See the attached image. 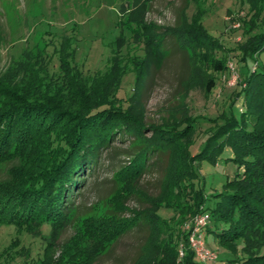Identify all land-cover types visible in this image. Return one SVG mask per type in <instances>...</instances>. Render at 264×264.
Returning <instances> with one entry per match:
<instances>
[{
  "label": "trees",
  "instance_id": "obj_1",
  "mask_svg": "<svg viewBox=\"0 0 264 264\" xmlns=\"http://www.w3.org/2000/svg\"><path fill=\"white\" fill-rule=\"evenodd\" d=\"M203 1L196 0L199 8L191 23L162 27L133 18L129 23L138 24L145 48L156 56H168L171 49L166 40L172 37L178 48L206 55L208 65L224 71L226 61L218 53L225 44L203 28ZM250 1L257 18L245 26L246 40L240 45L242 82L216 116L191 119L183 126H154L152 135L145 136L143 120L110 100L99 85L106 81L118 87L122 72L114 64L106 79L97 78L91 84H81L82 71L62 56L57 85L38 73L15 84L0 79V165H9L7 177L0 179V230L12 226L19 232L35 233L49 228L46 238L51 243L79 209L76 197L88 189V176L95 174L105 151L116 148L115 141L124 142L134 135L127 139L135 148L132 161L118 172L128 182L138 183V176L152 170L155 162L169 153L170 180L155 204L173 215L167 219L154 211L149 218L139 217L133 223L150 222L157 233L166 232L165 246L172 254L176 252V258L179 245L185 243L184 258L169 264H205L194 259L184 228L185 221L196 213L209 215L204 227L217 234L220 244L233 253L226 256L225 264H264V0ZM257 19L259 24L254 25ZM216 83L211 77L206 88L211 91ZM239 101L240 111L236 108ZM201 121L209 125L196 143L192 132ZM216 157L229 159L237 169L221 190L211 194L215 200L207 205L201 166L213 163ZM131 187L127 183V191ZM126 222L113 226L103 222L102 227L96 223L87 233L77 231L73 245L65 246L57 259L46 255L51 247L48 243L43 255L27 264H92L97 253L87 254L85 240L92 241L104 228L107 234L114 228L120 235L134 226ZM88 235L91 239H85Z\"/></svg>",
  "mask_w": 264,
  "mask_h": 264
},
{
  "label": "rangeland",
  "instance_id": "obj_2",
  "mask_svg": "<svg viewBox=\"0 0 264 264\" xmlns=\"http://www.w3.org/2000/svg\"><path fill=\"white\" fill-rule=\"evenodd\" d=\"M198 6L196 0H0V79L15 84L38 73L47 75L57 85L62 56L82 71L81 84H91L106 79L114 64L122 72L117 92L114 93L117 88L112 83L102 81L99 85L110 100L143 120L147 137L152 135L154 126L174 123L183 126L191 119L219 115L242 82L240 45L246 40L245 26L257 18L251 1H203V28L225 44L218 53L226 61L224 71H215L208 65L206 55L201 57L192 49L178 48L172 37L166 40L171 49L168 56H156L145 48L138 24L134 20L135 26L129 23L131 18L157 22L162 27L191 23ZM253 24L258 25L259 19ZM260 29L261 26L253 31ZM142 60L144 63L138 64ZM211 77L217 83L209 91L206 82ZM237 104L240 111V101ZM208 125L201 121L192 132L196 143L205 135ZM132 138L115 141L116 148L105 151L95 174L88 176V189L76 197L75 206L79 205V209L51 243L46 238L49 228L33 233L2 227L0 264H27L33 257L42 256L48 243L51 247L46 255L57 259L65 246L73 245L77 231L87 233L96 223L100 227L103 222L113 226L127 221L134 225L137 218H149L154 211L169 219L173 211L155 204L165 194L170 180L169 153L156 161L152 170L138 176V183L128 182L118 172L123 164L132 161L135 148L127 140ZM227 152L232 150L228 148ZM8 166L0 165V179L7 177ZM236 169L234 162L222 157H216L213 163L203 162L201 177L207 205L215 200L211 194L221 190ZM127 183L132 184L131 190L127 191ZM200 214L192 215L184 227L194 259L205 264H225L226 256L233 253L220 244L217 234L207 227L200 230L201 237L192 234ZM150 225L142 222L120 235L114 228L107 234L104 228L92 241L85 240L91 239L92 234L86 236L82 240L88 243L87 254L97 253L92 264H169L184 258L185 243L179 245L176 258V252L172 254L165 246L167 233H157Z\"/></svg>",
  "mask_w": 264,
  "mask_h": 264
},
{
  "label": "built area",
  "instance_id": "obj_3",
  "mask_svg": "<svg viewBox=\"0 0 264 264\" xmlns=\"http://www.w3.org/2000/svg\"><path fill=\"white\" fill-rule=\"evenodd\" d=\"M196 224H197V227L196 225L194 226V230H192V234L195 236V235H199L201 237V233H200V230L206 226V223L209 221V215L208 214H200L196 217ZM191 234V235H192Z\"/></svg>",
  "mask_w": 264,
  "mask_h": 264
}]
</instances>
